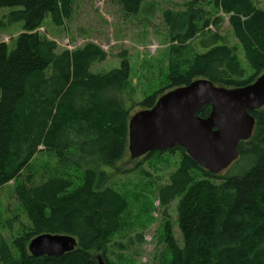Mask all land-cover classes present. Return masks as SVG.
Wrapping results in <instances>:
<instances>
[{
	"label": "trees",
	"instance_id": "obj_1",
	"mask_svg": "<svg viewBox=\"0 0 264 264\" xmlns=\"http://www.w3.org/2000/svg\"><path fill=\"white\" fill-rule=\"evenodd\" d=\"M145 1L119 0V4L127 15H134ZM220 1L223 12L235 15L233 30L253 76L242 80L245 70L236 49L219 44L221 38L211 35L206 38L210 48L187 71L170 74L165 89L134 104L127 97V59L119 68L93 74L90 67L106 59L100 47L87 43L57 54V44L39 33L48 16L61 25L70 16L74 0H0V9H11L0 19V26L21 23L23 29L11 50L0 43V189L16 182L17 198L32 223L31 231L15 239L19 259L13 258L0 237L2 262L96 264L95 256L107 250L109 225L127 206L106 186L112 172H128L118 163L127 152L133 105L139 111L150 109L166 89L196 79L240 88L264 72V13L255 10L250 0ZM196 4L164 12L170 41L175 43L170 53H178L179 46L195 36L197 23L208 26V18ZM210 111L211 106L204 105L198 116L206 118ZM250 114L255 119L252 137L239 143L235 166L224 176L204 171L179 146L165 151L179 153L180 161L157 197L164 209L178 199L182 234L179 246L170 220H165L167 264H264V107ZM40 147L53 152L58 163L55 171L47 168L45 180L35 183L31 165ZM165 152L148 153L142 159ZM45 233L71 236L77 246L60 257H31L29 241ZM103 262L107 264L105 257Z\"/></svg>",
	"mask_w": 264,
	"mask_h": 264
},
{
	"label": "rangeland",
	"instance_id": "obj_2",
	"mask_svg": "<svg viewBox=\"0 0 264 264\" xmlns=\"http://www.w3.org/2000/svg\"><path fill=\"white\" fill-rule=\"evenodd\" d=\"M194 1L197 2L195 8L203 10L209 24L202 28L203 22L197 23L195 36L180 45L178 53H170L175 43L170 41L164 12L183 11V5ZM250 2L255 10L264 13V0ZM221 6L220 0H146L137 14L127 15L119 0H74L70 16L61 25L54 24L48 16L38 31L57 44V54L64 50L80 49L87 43L100 47L106 53V59L90 67L93 74L119 68L122 59H127L130 65L127 97L132 103L139 104L154 92L165 89L170 83V74L187 71L196 57L210 48L206 47L211 45L206 38L211 35L221 38L219 44L236 49L241 67L245 70L242 80L253 76L233 30L231 17L235 15L233 12H223ZM10 11L0 9V19ZM241 20L247 19L241 17ZM21 33V23L0 26V43H6L11 50ZM173 89L168 88L163 94ZM137 111L139 107L133 105L132 115ZM39 150L31 165L35 183L45 180L47 168L52 167L55 171L58 163L53 152L44 151L43 147ZM179 161V153L167 152L147 159L131 160L127 148L118 165L128 172L120 175L112 172L106 186L125 200L127 206L116 223L109 225L108 247L105 252L95 256L96 264H104V257L107 264H167L170 258L164 233L167 218L174 240L182 246V234L177 222L178 199L164 209L157 197L158 190L168 184L169 176L178 168ZM234 166L231 165L220 175L232 172ZM70 170L74 171L72 168ZM77 173L81 175L80 171ZM16 185L15 181H11L0 189V237L13 258L19 259L21 253L14 243L15 239L23 232L31 231L32 223L17 198ZM0 264L6 263L0 260Z\"/></svg>",
	"mask_w": 264,
	"mask_h": 264
},
{
	"label": "water",
	"instance_id": "obj_3",
	"mask_svg": "<svg viewBox=\"0 0 264 264\" xmlns=\"http://www.w3.org/2000/svg\"><path fill=\"white\" fill-rule=\"evenodd\" d=\"M207 104L211 111L201 118L198 111ZM263 107L264 72L240 88L218 87L207 79H196L166 92L150 109L130 117V159L179 146L198 167L219 175L237 161L239 143L252 137L255 119L250 112ZM76 246L71 236L45 233L30 240L28 251L33 257H59Z\"/></svg>",
	"mask_w": 264,
	"mask_h": 264
},
{
	"label": "bare ground",
	"instance_id": "obj_4",
	"mask_svg": "<svg viewBox=\"0 0 264 264\" xmlns=\"http://www.w3.org/2000/svg\"><path fill=\"white\" fill-rule=\"evenodd\" d=\"M30 242V241H29ZM28 245H29V243H28ZM28 245H27V252L29 253V251H28ZM29 255H30V253H29ZM31 256V255H30ZM31 257H33V256H31ZM60 257V256H59ZM35 258H37V257H35Z\"/></svg>",
	"mask_w": 264,
	"mask_h": 264
}]
</instances>
